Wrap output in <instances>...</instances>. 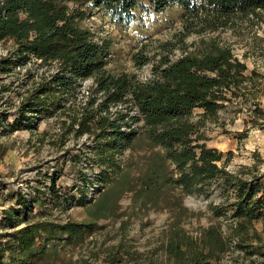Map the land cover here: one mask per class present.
Masks as SVG:
<instances>
[{
  "label": "trees",
  "instance_id": "obj_1",
  "mask_svg": "<svg viewBox=\"0 0 264 264\" xmlns=\"http://www.w3.org/2000/svg\"><path fill=\"white\" fill-rule=\"evenodd\" d=\"M67 1L75 0H0V41L14 42L20 63L34 55L44 63L57 62L60 69L37 83L12 121L9 113L2 114L0 126L4 132L33 130L35 114H53L64 108L65 101L77 99L78 82L93 78L88 100L65 123L77 136L91 137L94 161L102 168L99 182L116 185L102 192L94 204V222L24 221L21 215L30 202L19 195L21 207L0 211V264H37L51 248L93 231L97 220L106 217L114 197L118 200L125 192L134 193L140 208L150 209L170 194L178 201L192 193L212 196L216 183L222 199L212 198L209 207L215 218L231 220L229 235L219 223L203 228L198 236L190 235L176 216L169 223L165 264H214L233 243L246 249L252 241L258 242L256 252L264 256L262 233L251 231L255 220H264V172L247 166L229 170L231 152L220 165L224 154L201 143L204 137L199 130L204 122L191 119L196 108L215 117L225 101L255 86L257 75L254 71L248 75L247 65L235 56L232 46L216 37H202L193 50L185 43L192 33L236 27L253 21L251 16L263 19L264 0H85L91 7L124 19L139 7L163 11L177 3L189 6L183 31L176 41L160 44L159 58L152 59L143 51L134 55L139 65L153 62L152 75L145 80L106 68L110 41L96 40L92 30L80 22L86 13L80 8L71 10ZM176 49L182 53L174 59L171 54ZM254 112L262 111L256 107ZM138 141H145L149 149H160L145 154L138 176L132 177L124 170L121 157ZM86 180L91 179L86 175ZM81 193L83 204L87 195ZM111 256L113 264H118L116 252Z\"/></svg>",
  "mask_w": 264,
  "mask_h": 264
},
{
  "label": "rangeland",
  "instance_id": "obj_2",
  "mask_svg": "<svg viewBox=\"0 0 264 264\" xmlns=\"http://www.w3.org/2000/svg\"><path fill=\"white\" fill-rule=\"evenodd\" d=\"M67 4L71 10L80 8L86 13L80 22L92 30L96 40L110 41L106 68L114 73H132L142 80L152 75L153 62L139 65L134 55L143 51L152 59L159 58L160 44L176 41L189 11V6L184 3L173 4L163 11L139 7L132 17L124 19L91 7L92 3L85 0L67 1ZM251 19L253 21L240 22L236 27L192 33L185 38L189 50L195 49V43L202 37H216L229 43L235 56L247 65V74L254 71L257 75L255 86L232 101H225L215 117L204 115L200 108L191 114L193 121L204 122L199 130L204 137L201 143L224 154L220 165L232 153L227 168L234 172L242 166L257 167L259 172H264V17L259 21L254 16ZM14 50L13 41H0V118L9 113V121L14 119L18 107L37 83L60 70L57 62L44 63L34 55L20 63ZM181 53L176 49L171 57L175 59ZM91 80L93 78L78 82L77 99L65 101L64 108L53 114H35L33 130L24 128L4 132L0 126V211L11 206L21 207L18 198L24 195L30 202L29 208L21 215L24 221L28 218L58 223L67 220L94 222V204L102 192L112 189L116 183L99 182L102 168L94 161L91 137L87 134L77 136L68 125L74 111L80 110L84 104L80 98L84 83ZM256 107L262 112L255 114ZM132 125L137 127L138 123ZM159 149H149L145 141H138L134 148L127 149L122 155L121 164L132 177L138 176L141 158ZM86 175L91 180H86ZM212 188L214 194L209 197L192 193L178 201L171 194L167 195L158 206L150 209L140 208L134 193L125 192L118 200L114 197L105 211L106 217L97 220L93 231L71 243L63 241L36 262L113 264L111 255L116 252L118 264H165L169 223L176 216L181 217L182 227L190 235L198 236L203 228L214 223L221 224L225 234L229 235L231 220L215 218L210 210L212 198L222 199L217 183ZM82 191L87 195L83 204L80 202ZM174 192H180V189ZM253 230L261 232L264 237V220H255ZM250 245L242 249L233 243L232 249L223 253L214 264H264V256L256 252L258 242L252 241Z\"/></svg>",
  "mask_w": 264,
  "mask_h": 264
},
{
  "label": "built area",
  "instance_id": "obj_3",
  "mask_svg": "<svg viewBox=\"0 0 264 264\" xmlns=\"http://www.w3.org/2000/svg\"><path fill=\"white\" fill-rule=\"evenodd\" d=\"M94 85V80L84 83L80 94V98L82 99L83 103H86V101L88 100ZM112 109L115 110L116 108Z\"/></svg>",
  "mask_w": 264,
  "mask_h": 264
},
{
  "label": "bare ground",
  "instance_id": "obj_4",
  "mask_svg": "<svg viewBox=\"0 0 264 264\" xmlns=\"http://www.w3.org/2000/svg\"><path fill=\"white\" fill-rule=\"evenodd\" d=\"M194 199H196V197H194ZM201 200H203V199H201ZM204 201V200H203Z\"/></svg>",
  "mask_w": 264,
  "mask_h": 264
},
{
  "label": "water",
  "instance_id": "obj_5",
  "mask_svg": "<svg viewBox=\"0 0 264 264\" xmlns=\"http://www.w3.org/2000/svg\"><path fill=\"white\" fill-rule=\"evenodd\" d=\"M197 198V196H195Z\"/></svg>",
  "mask_w": 264,
  "mask_h": 264
}]
</instances>
